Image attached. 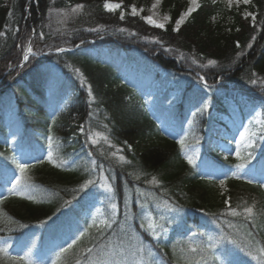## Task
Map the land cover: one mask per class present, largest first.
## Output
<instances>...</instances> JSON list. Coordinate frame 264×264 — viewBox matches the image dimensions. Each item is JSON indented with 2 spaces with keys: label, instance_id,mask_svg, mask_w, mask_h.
<instances>
[{
  "label": "trees",
  "instance_id": "trees-1",
  "mask_svg": "<svg viewBox=\"0 0 264 264\" xmlns=\"http://www.w3.org/2000/svg\"><path fill=\"white\" fill-rule=\"evenodd\" d=\"M104 1L37 0L36 4L32 0H0V32L5 33L0 36V169H13L16 183L18 164L23 163L13 151L12 137L22 147L32 149L36 158L28 164L27 175L32 180L28 192L0 203V236H10L24 225L51 221L64 209L72 208L73 202L89 191L84 187L86 182L95 181L97 173L90 167L93 161L97 171L112 182L114 197L105 200L106 211L116 201L119 211L129 215L134 229L123 231L120 220L111 227L93 228L64 254L60 264H76L77 260L89 264L98 255L100 260L110 259L112 248L124 257L127 253L119 249L122 241L135 245L130 249L141 252L145 264H214V257L221 258L226 252L237 256L225 264H264V254L259 252L264 247V188L240 177L243 167H237L250 166L263 157L264 124L255 137V146L249 149L251 155L245 148L239 157L224 158L213 143L209 108L190 117L188 124L184 122L186 104L197 96L189 89L196 82L193 70L202 72L209 83L222 76L221 84L228 82L241 91H254L249 99L264 112V0H254L250 7L258 11L259 21L253 25L240 10H227L204 0L177 32L173 24L165 29L151 27L128 12L121 19L119 12L104 9ZM125 1L127 6L134 2ZM138 1L147 4L150 0ZM27 5L32 14L28 20L24 18ZM77 5L83 8L73 11L68 20H58L57 26H50L55 10H71ZM185 5V0L163 2L173 20ZM220 12L223 20L214 22L212 16ZM98 23L104 30L93 29ZM31 25L37 28L36 47L53 48L55 43L49 41L57 39L72 45L87 37L107 35L102 43H106L108 53L102 61L81 50L50 54L44 59L32 58L21 71L6 73L10 64L20 60L17 46L25 44ZM50 61L68 74V79L56 85L54 95L49 93V77L29 76V69ZM134 72L141 75L139 84L128 79ZM184 77L190 82L181 95L162 92L166 81L176 83ZM144 79L159 84L154 86L155 93L146 92ZM201 92L211 99V107L219 110L225 106L218 87H212L211 93ZM172 123L178 126V134L168 138L164 133ZM81 124L84 130L79 133ZM9 131L17 132L8 137ZM94 131L104 132L107 139L93 143L89 136ZM182 138L185 149L179 144ZM186 152L194 156V165L188 163ZM222 173L226 177L225 193H221L216 179L207 177L218 178ZM139 192L147 197L146 208L140 206ZM229 198L235 216L225 203ZM128 201L130 213L124 212ZM159 202L186 212L174 226L192 229L200 243V256L185 252L176 237L158 242L142 227L139 219L147 211L156 221L161 219ZM247 207L253 208L252 214L244 213ZM220 238L222 242L217 244ZM210 244L214 247L206 250ZM0 264L24 263L0 252Z\"/></svg>",
  "mask_w": 264,
  "mask_h": 264
},
{
  "label": "snow or ice",
  "instance_id": "snow-or-ice-1",
  "mask_svg": "<svg viewBox=\"0 0 264 264\" xmlns=\"http://www.w3.org/2000/svg\"><path fill=\"white\" fill-rule=\"evenodd\" d=\"M241 2L244 3V4H248V3H250V0H227V5L230 7L233 3L239 4ZM192 3L195 4L196 0H192ZM104 7L106 9H108L109 11H115L116 9H119L121 7V4H119V3H110L109 0H105ZM155 7H156V5L153 4V8H155ZM82 8H83V5H77L76 9H73V11H75L77 9H82ZM142 10L143 9H141L140 11H142ZM193 10H194L193 8H189L187 12H185L183 15L180 16V18L176 21V24L177 25L181 24L183 22L185 16L189 15ZM137 14H138L137 9L135 8V6H133L132 7V15H137ZM246 15L253 16V21H255V17H254V15L252 13H246ZM123 18H124L123 13H121V19H123ZM143 19H145L147 23H149L151 25H154L156 27H159V28H164L165 27L164 23L157 22L153 18V16H151V15L143 17ZM164 19L168 20L170 18L166 16ZM175 30L178 31L179 28L177 27ZM3 35H5V33L0 32V36H3ZM40 35L43 36V33L41 32ZM237 44H238V42H237ZM238 46H239V44H238ZM249 46H251V45H249ZM58 51H63V50L62 49H58ZM31 53H32V47L29 44V46L27 48V51L25 52V54L23 56V59L24 60H28L29 59V54H31ZM209 63H215V61H211L210 60ZM252 83H256V81H252ZM53 123H55V121H53ZM81 130H83V129H81ZM241 139L243 141L245 139V137L242 135ZM50 143H51V141H50ZM179 144H180L181 149H185L186 145H185V140L183 138L179 141ZM249 146H251V142L249 143ZM236 155H237V157H239L240 153L237 152ZM249 155H251V154L249 153ZM48 156H49V160H52L53 153L51 151H49ZM185 158L187 159L189 164H193V165L195 164L194 156L188 155L187 152H186L185 153ZM53 162H55V161H53ZM57 166H60V165H57ZM30 167L31 166L27 165V164H18V169H19V172H20V176L17 178L16 183L13 185L12 189L10 190L12 195L22 196L28 190L30 177L27 175V170ZM237 167L238 168H242L243 164H240ZM233 175H236V174L233 173ZM92 183H93V181L89 180V181L86 182L84 187H87L88 184H92ZM219 183H220L221 186H223L225 184V180L222 179V180H220ZM261 186L264 187V185H261ZM27 198L28 199H34V197H32L31 195H28ZM225 203L229 204V211L232 213V215H234V216L237 215L236 210L231 208V206H230V198H229V200H226ZM111 208L113 210V213H115V211L117 209V205L116 204H112ZM244 213L245 214H252L253 213V208H251V207L245 208L244 209ZM103 223H104V226L111 227V225L108 224L106 221H104ZM93 226H96V218L95 217H93V223L89 224L84 232H80L78 234V236L76 237V239H74L70 244H68V246L66 248H61L60 252L57 254L56 260L53 261V264H60L61 258L64 256V254L68 253L69 250H71L73 248V246L76 245L77 241L79 239H81V237H83L85 235V233L90 228H92ZM149 227L152 228L153 226L149 225ZM153 235H156L155 231H153ZM222 239L223 238L218 239L217 240V244L222 242ZM235 242L236 241L233 240V243H235ZM213 247L214 246L210 244V245H208V249H206V250H210ZM5 251H6V249L0 248V252H5ZM88 251L91 252L92 249H88ZM193 251H195V249H193ZM259 252L261 254H264V247H261L259 249ZM17 259L25 260L26 258L25 257H17ZM203 259H204V257L201 256V260H203ZM218 259L220 260V264H224V261L222 260V258H216V257H214V264H215L216 260H218ZM28 264H31V262L29 261ZM64 264H67V262L64 261ZM76 264H80V261L77 260ZM96 264H108V262L97 261Z\"/></svg>",
  "mask_w": 264,
  "mask_h": 264
},
{
  "label": "rangeland",
  "instance_id": "rangeland-1",
  "mask_svg": "<svg viewBox=\"0 0 264 264\" xmlns=\"http://www.w3.org/2000/svg\"><path fill=\"white\" fill-rule=\"evenodd\" d=\"M223 2H225L227 4V0H222ZM110 3H119L122 5V1H109ZM163 0H151L150 2H148L147 4H141V3H138V2H135L131 8H130V12L132 13V7L135 6V8L137 9V16H142V17H146V16H153V18L157 21V22H160V23H164L165 26L171 21V17H170V13L167 12L164 7H163ZM200 3V0H196V3L193 4L192 3V0H188V7L181 13V15H183L185 12L188 11L189 7H192L194 10L198 7ZM153 4L156 5L155 8H153ZM242 5H245L244 3H239V4H236V3H233L231 6H242ZM120 9V8H119ZM141 9H143L142 11H140ZM26 10V9H24ZM118 10V9H116ZM30 15V12L29 10L25 13V17H29ZM180 15V16H181ZM18 15L17 13L14 15V18H16ZM169 17L170 19L168 20H165L164 18L165 17ZM190 15H187L185 16L183 22L179 25H177L175 23V28H179L188 18H189ZM12 19L11 22H14L15 19ZM180 18V17H179ZM145 20V19H144ZM146 21V20H145ZM154 26V25H153ZM27 47V46H26ZM53 70H51L52 72ZM43 74H45V72H40L38 73V77H41ZM52 75L54 76V72H52ZM56 78H55V81L58 83L59 81H62L61 80V76H60V73L57 72L56 73ZM53 89V88H52ZM50 89V91L52 90ZM232 125H234L233 121H230ZM242 135L245 137V139L242 141L241 137ZM230 137H232L233 139L231 140L232 143H235V144H243V145H249L250 141H247L246 138H247V134L245 131L241 132V133H233L230 135ZM93 138L94 140H101V139H107V136L104 132H101V133H98V134H94L93 135ZM94 142V141H93ZM229 142V144L231 143ZM252 144V143H251ZM220 146H222L224 149H227L226 144H224L223 142L219 143ZM225 145V146H224ZM228 146V145H227ZM98 186V189L97 191L98 192H94L93 194H90L86 199L92 201V204H90L89 206L88 205H84V208L86 210H90L92 211V208L90 206L92 205H96L95 207H93V214H98L100 212V207L99 205L102 203L101 200H99V196L98 194H100V192L102 194H108V184L106 182L105 179H103L102 181L100 180L99 181V184L97 185ZM101 188V189H100ZM222 189V192L225 191V188L222 186L221 187ZM68 223V220H61L60 222H58V224L56 225L57 227H51L50 229L49 228H42L40 231H39V236L37 238V242H40L42 239V243L40 242L39 245L45 250V251H48V246L46 243H49V236L51 234V232H55L53 234L55 235H59L61 233H64V232H67L68 230H70V226L67 225ZM57 232V233H56ZM64 236V234L62 235V237ZM61 237V238H62ZM46 242V243H45ZM67 243V241L65 239H60L59 240V244L60 245H65Z\"/></svg>",
  "mask_w": 264,
  "mask_h": 264
}]
</instances>
